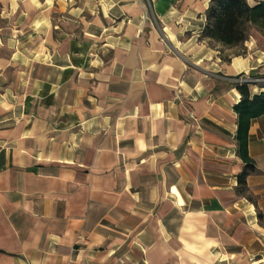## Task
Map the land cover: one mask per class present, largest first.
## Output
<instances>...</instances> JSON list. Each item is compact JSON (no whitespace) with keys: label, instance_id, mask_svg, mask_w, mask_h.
<instances>
[{"label":"crops","instance_id":"crops-1","mask_svg":"<svg viewBox=\"0 0 264 264\" xmlns=\"http://www.w3.org/2000/svg\"><path fill=\"white\" fill-rule=\"evenodd\" d=\"M210 2L0 0V264H264V33Z\"/></svg>","mask_w":264,"mask_h":264},{"label":"trees","instance_id":"trees-1","mask_svg":"<svg viewBox=\"0 0 264 264\" xmlns=\"http://www.w3.org/2000/svg\"><path fill=\"white\" fill-rule=\"evenodd\" d=\"M253 27L264 33V2L251 6L248 0H211L201 38L210 44L216 42L228 48L242 46ZM249 84L244 82L237 85L242 99L234 107L238 115V153L245 163L238 175L237 191L241 194L248 193L246 179L257 170L248 152L251 121L264 114V92L253 95Z\"/></svg>","mask_w":264,"mask_h":264},{"label":"built area","instance_id":"built-area-1","mask_svg":"<svg viewBox=\"0 0 264 264\" xmlns=\"http://www.w3.org/2000/svg\"><path fill=\"white\" fill-rule=\"evenodd\" d=\"M240 81H241V83H244V82H251V83H253V82H260V81H264V78H258V79H255V80H251L250 78L248 79H244V78H240Z\"/></svg>","mask_w":264,"mask_h":264},{"label":"rangeland","instance_id":"rangeland-1","mask_svg":"<svg viewBox=\"0 0 264 264\" xmlns=\"http://www.w3.org/2000/svg\"><path fill=\"white\" fill-rule=\"evenodd\" d=\"M240 78H241V77H240ZM242 78H244V79H247V78H248V79H249V76L243 75ZM263 78H264V77H263ZM250 79H251V78H250ZM248 83H251V82H248Z\"/></svg>","mask_w":264,"mask_h":264}]
</instances>
